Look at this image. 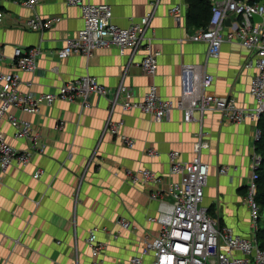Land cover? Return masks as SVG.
Masks as SVG:
<instances>
[{"label": "crops", "instance_id": "obj_1", "mask_svg": "<svg viewBox=\"0 0 264 264\" xmlns=\"http://www.w3.org/2000/svg\"><path fill=\"white\" fill-rule=\"evenodd\" d=\"M84 1L110 4L114 22L122 27L153 13L147 35L151 50L161 52L156 75L140 66L142 53L122 55L114 45L97 49L89 58L81 54L61 58L58 49L65 45L67 36L84 25L81 8L66 0H40L34 9L16 0H0L4 12L0 20V73L17 70L16 48H37V70L20 72L22 90L55 92L64 82L89 74L110 93L124 82L141 100L155 85L163 98L176 101L182 91L183 66L198 64L214 75L209 92L233 96L243 108L256 106L250 85L257 70L245 66L252 52L238 42H225L220 56L209 58L208 44L191 39L202 26L189 19L188 0ZM175 5L182 6L180 20L171 12ZM34 13L59 20L48 29L34 31L25 25ZM207 14L211 16V11ZM110 93L93 95L87 108L79 101L58 99L51 105L43 104L34 114L15 111L31 123L39 135V145L28 166L13 165L6 171L0 168V264H129L141 250L145 236L159 231V224L149 220L158 211L154 194L159 189L133 183L126 169L150 168L163 177L160 187L164 188L179 177L171 173L168 152L178 150L182 161H191L201 131L209 142L201 156L211 167L203 206L236 233L251 235L247 187L259 121L249 118L231 123L219 111L210 110L204 115L195 112L196 119L187 122L177 106L169 118L157 121L140 109L117 106L111 112ZM110 118L125 120L123 131L135 139L134 147L123 145L106 131ZM1 128L14 147L30 146L28 139L14 136L6 118ZM150 147L159 151L158 156L147 155ZM224 165L238 169L221 174ZM39 170L41 176L35 177ZM123 217L131 222L129 228L120 225ZM243 225H248L246 231L241 229ZM94 227L99 228L97 237L105 244L98 255L88 243Z\"/></svg>", "mask_w": 264, "mask_h": 264}, {"label": "built area", "instance_id": "obj_2", "mask_svg": "<svg viewBox=\"0 0 264 264\" xmlns=\"http://www.w3.org/2000/svg\"><path fill=\"white\" fill-rule=\"evenodd\" d=\"M30 9H34L40 0H16ZM81 8L84 25L76 33H70L65 45L58 49L61 58L73 54L91 57L103 47L116 46L119 52L131 55L142 53L140 66L150 75H156L159 68V50H151V39L147 35L153 13L133 20L127 27L116 24L110 4L87 3L84 0H66ZM211 5V16L206 27H201L191 35L194 41L208 44V57L220 56L225 42H238L250 50L247 68H256L250 92L256 100L252 108L240 107L233 96H222L209 92L214 75L205 65L186 64L181 75V95L176 101L163 98L157 86L149 88L143 99H136L132 89L124 82L110 93L97 77L85 74L64 82L57 91L35 93L21 89V71L34 73L37 70L39 51L33 48L14 52V72L0 73V168L6 171L13 165L26 167L33 159L39 145V135L33 131L29 121L22 119L15 111L34 114L43 104L51 105L56 100L81 102L84 107L91 105L93 95H111V112L117 106L123 110L140 109L151 114L155 120L162 121L170 117L174 107L184 111L185 121H193L195 112L204 115L207 111H219L227 122L242 123L246 119L258 120L264 115V1L250 0H207ZM171 12L177 20L181 19L182 6L175 5ZM258 15L262 19L255 20ZM4 12L0 10V20ZM230 19V24L226 22ZM59 17L44 18L38 13L32 14L25 25L34 31L50 28ZM7 119L14 128L16 138L29 140L26 149L14 147L2 131L1 123ZM125 120L110 118L106 131L119 139L127 147L135 146V139L123 131ZM62 128V126H61ZM260 137V130L257 139ZM208 140L201 131L194 143L195 156L189 162L180 158V151L168 152L171 173L178 179L168 181L164 188L160 186L164 179L154 170L142 167L126 169L125 173L133 183H143L159 190L154 198L158 200L156 215L149 220L160 226L156 235H146L141 250L133 255L129 264H264V247L257 233L261 225V206L256 201L258 189V168L262 163L261 155L255 150L252 155L253 172L247 187V203L251 219V235L243 236L232 227L222 224L219 218L203 206L205 189L210 175V165L202 159L201 151L207 147ZM150 157H156L159 151L150 147L146 151ZM238 166L224 165L221 174L237 170ZM39 170L34 175L40 177ZM123 228H129L131 222L120 218ZM98 227L89 234L88 243L92 252L98 255L105 244L97 237Z\"/></svg>", "mask_w": 264, "mask_h": 264}, {"label": "trees", "instance_id": "obj_3", "mask_svg": "<svg viewBox=\"0 0 264 264\" xmlns=\"http://www.w3.org/2000/svg\"><path fill=\"white\" fill-rule=\"evenodd\" d=\"M188 2L190 4L189 19L196 25L205 27L210 19V16L207 14V12L211 10L210 3L207 0H188ZM259 130L260 137L256 140L255 148L262 157V163L258 168V189L255 199L261 208H264V115L259 119ZM257 236L261 241V245L264 247V226L262 224L260 225Z\"/></svg>", "mask_w": 264, "mask_h": 264}, {"label": "rangeland", "instance_id": "obj_4", "mask_svg": "<svg viewBox=\"0 0 264 264\" xmlns=\"http://www.w3.org/2000/svg\"><path fill=\"white\" fill-rule=\"evenodd\" d=\"M260 213L262 215L261 224L264 226V208H261ZM241 229L246 231L248 229V225H243V228Z\"/></svg>", "mask_w": 264, "mask_h": 264}, {"label": "water", "instance_id": "obj_5", "mask_svg": "<svg viewBox=\"0 0 264 264\" xmlns=\"http://www.w3.org/2000/svg\"><path fill=\"white\" fill-rule=\"evenodd\" d=\"M254 19H255V20H261L262 18H261L260 16H258V15H255V16H254ZM226 23H227V24H230V19H228Z\"/></svg>", "mask_w": 264, "mask_h": 264}]
</instances>
